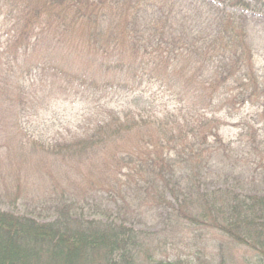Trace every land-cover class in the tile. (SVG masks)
<instances>
[{
    "label": "trees",
    "instance_id": "trees-1",
    "mask_svg": "<svg viewBox=\"0 0 264 264\" xmlns=\"http://www.w3.org/2000/svg\"><path fill=\"white\" fill-rule=\"evenodd\" d=\"M258 3L0 0V202L23 208L0 211V264H216L228 244L264 264V193L241 192L263 176ZM154 84L174 110L154 112ZM116 87L137 89V114L102 103ZM60 100L93 103L85 124L35 136ZM228 124L253 141L225 140Z\"/></svg>",
    "mask_w": 264,
    "mask_h": 264
},
{
    "label": "rangeland",
    "instance_id": "rangeland-1",
    "mask_svg": "<svg viewBox=\"0 0 264 264\" xmlns=\"http://www.w3.org/2000/svg\"><path fill=\"white\" fill-rule=\"evenodd\" d=\"M212 2V0H208ZM263 3L256 4L257 8L261 10V12H258L262 16V19L258 17L257 15H252V17H255L258 23L264 24V6H262ZM66 42V40H64ZM45 57L48 55H63L59 50H48V45L45 50ZM74 60V59H73ZM72 60V61H73ZM93 69L97 68V64H91ZM145 97L149 98L154 103L153 110L154 112L158 113L159 115H163L164 110L171 109L174 110V103L172 99L164 92V90L157 87V84H154L153 86L146 87L145 89ZM104 105H107L109 107H112L116 110H123V109H132L137 114V106H141L142 103H137V89L134 90H123L116 87V91L111 92V94L108 95L106 99L102 101ZM93 107V103L88 102L87 100H60L53 104L52 108H50L48 111H46L44 114H42L40 117L36 118L32 123L29 125L30 129L32 130L33 134L37 137H41L43 139H53L57 137H65L68 135H71L74 131H79L80 127L85 124V120L87 119V114H89V109ZM244 117L247 118V120L250 122V124H255L254 121L251 118V115H254L251 107H246L243 109ZM251 119V120H250ZM254 128H261V124L252 125ZM264 130H261L263 132ZM222 134L225 138V140H233V141H240V140H246L247 141H253L252 137L246 136V134L241 135L240 129L237 126L228 124L224 127L222 130ZM33 167H35V163H32ZM264 165V164H263ZM259 165L255 166V168L263 175L257 182L250 184L249 178H246L244 181L241 182V192L243 193H251V194H263L264 193V166ZM253 174V170L249 173L251 176ZM73 175L70 174L69 178ZM247 177V176H246ZM67 178V181L64 184V187L66 190L78 193L81 191L80 187L76 185L75 182H71ZM244 178V177H243ZM53 180L50 178L49 183L53 184ZM226 185L227 183H224L222 185ZM234 181L230 180L227 185L233 186ZM21 200H18V204H20ZM8 202V201H7ZM6 202V203H7ZM6 203L0 202V211H15L18 212L19 210L22 211L23 208L19 207L18 209H15L14 206H11ZM158 222V226L150 225V227H147L151 230H157L161 228V224ZM139 227H144L143 225H140ZM217 239H220V237H216ZM225 239L224 237L222 240ZM215 240H210V246L209 250L214 254L218 252V248H215L213 246ZM200 248H204L203 246H200ZM205 249V248H204ZM192 250H196L195 247H192ZM206 250V249H205ZM180 251H186V247L181 241H176V244L174 247L170 250V254L172 256H177L180 254ZM209 252L208 250H206ZM225 254L220 256L216 264H248L245 261H243L241 258L243 256L242 250H239L237 248H234L233 245L228 244L227 247H225L224 250ZM236 252L235 257L237 258L236 262L233 263L230 261L231 253ZM221 253L220 251L217 253ZM241 253V254H239ZM212 259V258H211ZM239 259V260H238Z\"/></svg>",
    "mask_w": 264,
    "mask_h": 264
}]
</instances>
